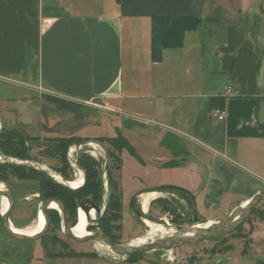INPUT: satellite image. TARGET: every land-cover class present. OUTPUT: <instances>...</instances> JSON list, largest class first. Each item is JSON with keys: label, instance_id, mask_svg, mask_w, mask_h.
<instances>
[{"label": "crops", "instance_id": "1", "mask_svg": "<svg viewBox=\"0 0 264 264\" xmlns=\"http://www.w3.org/2000/svg\"><path fill=\"white\" fill-rule=\"evenodd\" d=\"M251 6L0 0V120L19 121L41 140L120 132L138 157L161 160L149 170L125 150L122 176L156 172L161 186L192 194L205 222L227 218L264 192V8ZM222 110L224 120L215 116Z\"/></svg>", "mask_w": 264, "mask_h": 264}, {"label": "rangeland", "instance_id": "2", "mask_svg": "<svg viewBox=\"0 0 264 264\" xmlns=\"http://www.w3.org/2000/svg\"><path fill=\"white\" fill-rule=\"evenodd\" d=\"M237 3H241L243 1L251 3V7L254 10H258L259 8H264V0H232ZM217 40H215L216 42ZM204 46H201L203 49L204 60L208 63L206 65L207 69L211 71L212 64L211 60V49L213 45V40L205 39ZM201 49V50H202ZM196 53V51H195ZM176 75L178 76L181 73V69L178 68L176 70ZM24 124L19 123L14 119L4 118L0 120V133L3 129L7 130H18L17 132L21 133L23 136H28L34 134L30 130H26L23 127ZM27 133H26V132ZM32 133V134H31ZM29 134V135H28ZM105 135V133H102ZM36 136V134H34ZM84 137V136H82ZM92 138V137H91ZM81 145L84 144H73L69 146L67 150V162L66 167L68 166V172L66 174V180L62 178V175L57 173V169L61 165L59 158H49L44 153V144L42 141L40 143H33V145L29 146V160L22 161L13 158H3L0 154V162H9L17 165H21L19 163H28L25 166H33V168H39L42 172L48 173V175L53 178L56 182L60 184H66L68 182H77L80 179H83V184L85 181V173L78 165V158L81 155H89L91 158H94L101 165V170L103 172L106 161L108 163V167H110V172L112 174L113 179L119 184L122 192L124 193V205L122 211V220L121 230L118 232L116 230L112 231V234L117 236L116 243L117 244H129L138 238L144 237L146 242L150 243L152 241H157L162 236L161 234H149L150 229L146 227L144 220H149L154 225L163 226L166 229V232L169 234H175V232H191L190 229L192 226H195L191 223L187 225L182 221L177 220V216L175 214V210L181 211L184 209H188L189 214L192 211V207L188 205V203L180 202L181 197L174 193H165L166 190L155 191L158 195L164 196V199L160 201H156L151 207L149 213L146 215L142 212L141 205V196L140 194L145 193L144 191H152L155 189H160L166 186H161L159 184L158 173H152V171H147L142 174H138L135 177H124L119 173V170L115 169L118 165L110 160L106 155L110 146L108 144H99L101 148H99L98 159L93 157L90 153L94 151L91 147L80 148ZM74 149L73 153H70V150ZM140 154L142 164H145L143 168H148L152 170L153 167H157L161 160H154L150 158L146 153L142 151H138ZM168 154V152H165ZM169 155V154H168ZM77 160L76 164L73 163L74 160ZM169 159V158H168ZM7 160V161H6ZM36 168V169H37ZM77 170H80L79 172ZM145 170V169H143ZM56 176L60 177L59 179ZM64 177V176H63ZM103 181L106 185V175L104 174L102 177ZM12 184H14V188L18 191H15V205L10 215V220L17 230L19 234L32 236L36 234L43 225V216L41 220H39L41 227H37V215L40 211V207L42 202L39 200V194L36 191H31L28 189L26 184H33L34 187L38 186L37 182L23 183L19 182L17 179H10ZM62 180V181H61ZM2 183V182H0ZM3 188L0 187V191L9 190L6 183ZM20 186V187H19ZM69 189H71L67 184L65 185ZM77 189L80 187H76ZM109 188V187H108ZM73 189V188H72ZM111 191V188H109ZM75 190V189H73ZM109 193L103 192L102 204L100 208L103 209V213L107 210V204L109 202ZM143 192V193H140ZM172 194L176 196V198L172 197ZM132 197V198H130ZM177 197H180L179 199ZM129 199V200H128ZM136 200V208L140 210L143 214L142 218L139 219L138 216L134 213V211L130 207V200ZM173 201V203L170 202ZM129 201V202H128ZM164 201H167L170 207L169 211L165 210ZM94 202V201H93ZM127 202V203H125ZM95 203V202H94ZM99 207V206H98ZM182 207V208H181ZM5 210V199L3 196H0V264H24V262L30 258L29 264H78L80 259L75 260H66V261H57L51 260L48 258L49 253H61V252H76V253H96L98 256L107 257V258H116L119 260H124L122 257H118L112 251L107 248L104 244L98 242H86L79 243L71 240L63 233V225L62 222L59 227L52 226L50 227L47 235L40 241L34 242L32 246L28 243L17 242L14 239L10 238L6 235L3 230V225L1 221V214L4 213ZM79 210V209H78ZM171 212V213H169ZM169 213V214H168ZM62 216V215H61ZM172 217L174 219H172ZM199 217L200 223H208L203 220V218ZM83 222L76 228L74 231L82 234L79 238H84L89 236V233L86 230L88 225L85 222L84 215H82ZM163 219L164 221H160ZM225 219V218H221ZM176 220V222H175ZM165 221H168V226ZM178 221V222H177ZM78 222V216L77 221ZM156 222V223H155ZM96 223V222H94ZM75 224V225H76ZM116 226V225H114ZM72 227V224H71ZM53 228V229H52ZM161 235V236H160ZM142 260L146 261L147 264H257L259 261H264V203L257 207V210L252 213L249 218L242 224V226L229 235L214 239L212 241L199 244L194 247H184L177 250H169V251H157L150 252L147 254H143L141 257ZM126 263V259L124 260Z\"/></svg>", "mask_w": 264, "mask_h": 264}, {"label": "trees", "instance_id": "3", "mask_svg": "<svg viewBox=\"0 0 264 264\" xmlns=\"http://www.w3.org/2000/svg\"><path fill=\"white\" fill-rule=\"evenodd\" d=\"M18 130H7L3 129L0 133V154L5 159L13 158L17 160L26 161L29 160V146L33 145V143H42L44 144V153L49 158H59L60 167L57 169V173L62 175V178L66 180V174L68 172V166L66 167L67 162V150L69 146L76 144H86L89 142H96L99 144H108L110 148L108 149L106 155L110 160L118 164L115 169H121V153L123 151H127L134 158L141 160L134 149L131 147L130 143L127 141L126 137L122 133H117L116 136L107 137V138H83L80 136H72L67 138H34L23 136L21 133L17 132ZM78 165L85 173V181L84 184L78 188L73 190L69 189L64 184H60L51 178L48 173L44 171H40L39 169L25 166V165H17L9 162H0V182L6 183L9 191L12 193L13 197L15 196L14 184L11 182V178L17 179L19 182H37L38 186L33 184H26L25 187L30 189L31 191H36L39 194L40 202H44L48 199H59L61 200L66 208V215L68 218L69 225L72 227L76 224L78 209L80 203L85 199H91L95 202L97 206L100 207L102 204L103 198V187L104 181L102 179L104 172L101 170V165L94 158H91L89 155H81L78 158ZM168 166V164H165ZM64 176V177H63ZM107 182L108 187L111 188L109 202L107 204V210L105 215L102 218V226L105 229V234L112 240V242L116 243V238L112 231H120L122 226L119 223L122 220V211H123V194L120 188V183L118 184L112 177L110 172V167H108L107 172ZM20 187V186H19ZM174 194L178 196L189 199L187 197H191L190 195H186V192L181 191H173ZM165 210L169 211L168 202L164 201ZM257 210V208L253 211V213ZM49 217L51 220V227L54 225L59 227L62 222V216L59 211L49 210ZM43 215V214H42ZM177 216V220H178ZM2 221V218H1ZM176 222V220H175ZM178 222V221H177ZM116 225V226H114ZM242 226V225H241ZM240 226V227H241ZM239 227V228H240ZM238 228V229H239ZM53 229V228H52ZM237 229V230H238ZM236 230V231H237ZM42 240V239H41ZM28 243L29 245H33L35 243L31 242H23ZM48 258L51 260H72V259H95L98 258V255L94 252L92 253H76V252H61V253H49ZM143 254H139L131 257L126 260L127 263L135 264L142 260ZM29 260L27 259L24 264H29ZM257 264H264V261H259Z\"/></svg>", "mask_w": 264, "mask_h": 264}, {"label": "water", "instance_id": "4", "mask_svg": "<svg viewBox=\"0 0 264 264\" xmlns=\"http://www.w3.org/2000/svg\"><path fill=\"white\" fill-rule=\"evenodd\" d=\"M90 143L96 142H89L84 144L87 146ZM99 144V143H96ZM21 165H28V163H19ZM31 167V166H30ZM33 167V166H32ZM37 168V167H36ZM39 169V168H37ZM104 174L106 175V185L104 182L103 192L109 193L108 188V180H107V172H108V163L106 164L103 169ZM103 174V175H104ZM70 188V182L66 183ZM65 184V185H66ZM162 190L169 191L173 193V191H181L182 189L173 187V186H166L160 188V192ZM183 191V190H182ZM186 195H190L192 198V194L185 191ZM0 196H3L7 199L9 203V207L4 214H1L2 217V225L3 230L7 236L14 239L17 242H37L43 239L50 227H51V220L49 217L48 211L51 209V205L54 203L58 205L59 212L62 215V229L63 233L73 241L79 243H86V242H98L104 244L107 248H109L112 253L117 255L118 257H122L124 260H128L133 256L139 254H147L150 252H157V251H169V250H177L184 247H194L202 243H206L212 241L214 239L229 235L230 233L236 231L253 213V211L264 203V192H261L251 198L248 202L244 205L239 206L236 208L227 218L218 220L216 222H211L210 225L208 223H200L196 206L193 210V218L190 219L189 223L193 225H203L202 228H194L192 226L190 231L191 232H175V234H167V236L160 237L157 241H152L148 244L142 246H133L131 243L129 244H117L112 242V240L106 236L103 226H102V218L104 216L103 209L98 207L91 199H85L80 203L79 210L85 212L88 225L86 227L89 236L84 238H79L73 233V228L69 225L68 218L66 215V208L64 203L59 199H48L42 202L40 211L42 212L45 218V225L44 228L38 234L34 236H26L23 234H19L13 230L10 215L15 205V199L12 193L9 190L0 191ZM195 202V200H194ZM195 205V204H194ZM95 211L97 218L96 220L92 221L90 218L91 211ZM39 214V213H38ZM96 222V223H94Z\"/></svg>", "mask_w": 264, "mask_h": 264}, {"label": "bare ground", "instance_id": "5", "mask_svg": "<svg viewBox=\"0 0 264 264\" xmlns=\"http://www.w3.org/2000/svg\"><path fill=\"white\" fill-rule=\"evenodd\" d=\"M96 155L97 154H95V153H93V156L94 157H96ZM7 161V160H6ZM56 178H60V177H58V176H56ZM62 181V180H61ZM60 182V181H59ZM0 185H3V184H1L0 183ZM83 185V179H80L79 181H77V182H70V186H71V188H73V189H77L76 187H81ZM6 190V189H5ZM5 190H3V191H5ZM2 192V191H1ZM157 196H159L157 193H148V194H145V195H143L142 197H141V199H142V201H141V205H142V210H143V212L146 214V213H148V209H149V205H151V202L152 201H154V200H156L158 197ZM4 199H5V210H4V213L7 211V209H8V207H9V203H8V201H7V199L4 197ZM50 210H55V211H59V207H58V205H56V204H52L51 205V209ZM3 213V214H4ZM81 214H83L84 215V218H85V222H86V224H87V217H86V214H85V212L84 211H82V210H80L79 212H78V217H79V222H78V225L80 224V222H81ZM42 212L41 211H39V214L37 215V226H41V224H40V222H39V220H41V218H42ZM92 217V218H91ZM90 218H91V220L92 221H94V220H96V218H97V215H96V212L93 210V211H91V213H90ZM144 223H145V225H146V227L147 228H149L150 229V232H148L149 234H161V235H166V229L163 227V226H157V225H154L152 222H150L149 220H144ZM156 223V222H155ZM11 224H12V222H11ZM211 224V222H209L208 223V225H210ZM44 225H45V218H44V216H43V225H42V227L40 228V230L36 233V234H38L39 232H41V230L44 228ZM202 226L203 225H196L194 228H202ZM12 227H13V230L15 231V232H17V230L14 228V226H13V224H12ZM73 228V227H72ZM74 229V228H73ZM73 231V230H72ZM18 233V232H17ZM73 233L77 236V237H81V235L82 234H79L78 232H75V231H73ZM36 234H34V235H36ZM34 235H32V236H34ZM160 235V236H161ZM27 236V235H26ZM126 244V243H125ZM131 244L133 245V246H142V245H145V244H148V242H146V239L144 238V237H142V238H138L137 240H135V241H133V242H131Z\"/></svg>", "mask_w": 264, "mask_h": 264}, {"label": "flooded vegetation", "instance_id": "6", "mask_svg": "<svg viewBox=\"0 0 264 264\" xmlns=\"http://www.w3.org/2000/svg\"><path fill=\"white\" fill-rule=\"evenodd\" d=\"M1 184H3V183H1ZM4 185H0V187H3ZM163 192V191H162ZM167 192V191H166ZM142 194H140V196H141ZM143 196V195H142ZM141 196V197H142ZM172 197H174V198H176V196H174L173 194H172ZM182 198V197H181ZM187 198H189V199H185V198H183L184 200H186L187 201V203H188V205L189 206H191L192 207V211L190 212V214H189V211H188V209H184V210H181V211H177V210H175V214L176 215H179L180 214V217H178V221H182V222H184V224L185 225H187L188 223H189V221H190V219H192L193 218V210H194V207H193V205H192V203H193V201H192V197L190 198V197H187ZM170 202H171V200H170ZM171 203H173V201L171 202ZM136 200H131L130 201V207H131V209L134 211V213L136 214V216H138V218L139 219H141L142 218V216H143V214H142V212L140 211V210H138L137 208H136ZM168 207H170V206H168ZM182 208V207H181ZM168 212V211H167ZM144 213V212H143ZM169 213H171V212H169ZM168 213V214H169ZM82 215L83 214H81V222H80V224L79 225H81L82 224V222H83V219H82ZM147 215V214H146ZM92 218V217H91ZM172 219H174L173 217H172ZM160 221H164L163 219H160ZM78 222H79V217H78ZM78 222H77V224L76 225H74L73 226V231L76 229V228H78L79 227V225H78ZM170 226V225H169ZM103 229H104V227H103ZM104 232H105V229H104ZM168 234V232H166V235ZM107 236V235H106ZM108 237V236H107Z\"/></svg>", "mask_w": 264, "mask_h": 264}, {"label": "built area", "instance_id": "7", "mask_svg": "<svg viewBox=\"0 0 264 264\" xmlns=\"http://www.w3.org/2000/svg\"><path fill=\"white\" fill-rule=\"evenodd\" d=\"M98 107H99V109H103V107H100V106H98ZM215 116H217L220 120H224L225 117H226V112L223 111V110H222V111H217L216 114H215ZM84 147H88V148L91 147L94 151H92L90 154H91L92 156H93V153L97 154L95 158L98 159V154L100 155V153H99V148H101L99 144H96V143H90V144H88L87 146H84V145H81V146H80L81 149L84 148ZM73 151H74V149H71V150H70V153H73ZM93 157H94V156H93ZM73 160H74L73 163L76 164L77 160H75V159H73ZM77 171L79 172L80 170H77ZM165 223L169 226L168 221H165Z\"/></svg>", "mask_w": 264, "mask_h": 264}]
</instances>
